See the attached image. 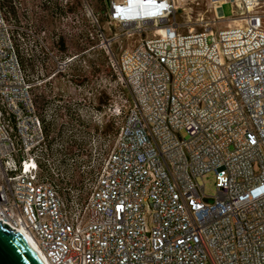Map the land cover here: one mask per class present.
Here are the masks:
<instances>
[{"label": "built area", "instance_id": "1", "mask_svg": "<svg viewBox=\"0 0 264 264\" xmlns=\"http://www.w3.org/2000/svg\"><path fill=\"white\" fill-rule=\"evenodd\" d=\"M103 1L107 22L140 39L115 52L118 37L83 1L93 30L82 42L100 41L131 100L100 109L118 122L113 147L90 191L65 197L52 179L61 159L46 157L56 89L39 111L33 87L67 77L79 56L54 55L44 30L18 39L22 22L0 0L1 224L47 264H264V0ZM184 2L213 11L202 31L180 33ZM227 3L236 18L224 19ZM207 173L213 197L199 184Z\"/></svg>", "mask_w": 264, "mask_h": 264}, {"label": "rangeland", "instance_id": "2", "mask_svg": "<svg viewBox=\"0 0 264 264\" xmlns=\"http://www.w3.org/2000/svg\"><path fill=\"white\" fill-rule=\"evenodd\" d=\"M27 10L25 12L18 13V16L22 19V24L20 29L15 33L16 37L19 38V34L25 32L23 28H33L36 31L44 30L46 32V42L48 43V48L54 55L58 56L61 60H65L68 57L74 55L79 56L77 63V70L79 74L84 73L88 70V61L91 62L93 67V81L94 88L97 89L95 94H99L102 91L106 92L109 96V103L118 102L121 98L127 101L131 100L130 92L127 86L122 80L118 78H112L104 67V49L100 47V41L94 39L88 43H83L85 31L87 28L93 30L91 27L90 19L86 16V11H84L83 1L89 3L92 10L94 11L97 18L103 27L106 29V33L109 37L117 36L118 38L114 41L113 49L115 52H119L121 48L132 47L140 37H127L125 35L126 29L121 26H115L107 22V18L104 16L102 6H104L103 0H25ZM74 1H76L75 4ZM34 5V6H33ZM261 14L264 15V5L263 7L257 9ZM213 15L212 10H207L204 2L199 5L190 2H184L179 4L177 10L176 19L178 24H180V33L185 34L189 31L199 32L204 29L203 23L207 21ZM223 15L225 20L236 18L238 14L234 12V9L230 3L223 6ZM78 16V19L76 18ZM225 22H221L218 27L223 28ZM19 33V34H18ZM153 33H149L152 36ZM62 38L66 44L64 46H59L57 41ZM75 41V45H73ZM83 53V51H85ZM21 52L22 49L19 48ZM87 62V64H85ZM50 73L54 72L53 64H50ZM70 69V68H69ZM105 69V70H104ZM68 71V70H67ZM49 73V74H50ZM66 74V73H65ZM65 74H63L65 76ZM66 77V76H65ZM34 82L37 81L34 79ZM54 83L57 85L56 78L49 82H46L42 86H37L39 91L42 87V95L49 100L53 96L47 91L46 85L49 83ZM57 93V90H55ZM48 97V98H47ZM95 97V96H93ZM58 100V98H55ZM61 106L57 104V110L60 112ZM100 107L97 108L98 112L93 114L92 121L89 124L81 125L72 124L69 125L73 127L75 138L80 144L73 153H68L63 145V140H57L54 143V147L64 150L67 154L66 161H61L60 172L69 175L72 189L82 190L83 194H87L94 181L95 177L90 173L91 169L98 170L103 159L107 156L110 149L113 147L114 137L111 136L104 137L101 131L104 129V119L103 124ZM120 120V119H119ZM68 127V126H67ZM72 129V128H71ZM67 133L61 135L64 139ZM56 135V133H52ZM59 139V138H57ZM59 160V158H58ZM54 164L58 165V161L55 160ZM57 182V180H56ZM199 184L204 186V194L209 197L216 195L215 178L213 173H207L202 179H199ZM212 199H209L211 202Z\"/></svg>", "mask_w": 264, "mask_h": 264}, {"label": "trees", "instance_id": "3", "mask_svg": "<svg viewBox=\"0 0 264 264\" xmlns=\"http://www.w3.org/2000/svg\"><path fill=\"white\" fill-rule=\"evenodd\" d=\"M1 3H2V7L6 10V12L9 13L11 16H13V18H15L18 21V23H21L22 19H21V17L18 16V13L25 12L27 10L26 1L25 0H1ZM57 43L60 47L64 46L66 44V42L62 38H60L57 41ZM73 45H75V41H74ZM102 57H104L103 58L104 59V67H106L107 73L112 78H117V76L115 75V73L113 72V70L109 64V59H108V56L106 55L105 51H104V56L102 55ZM88 62L92 66L91 62L90 61H88ZM22 63L30 74H35V68H34V65L32 62L22 60ZM91 68H92V74H93V67H91ZM77 74H78V76L82 75V74H79L78 71H77ZM53 85H54L53 87H55V89L57 90V93L55 92V94H54V98H58V100H62V98H61L62 93L59 91V89H61L60 83L57 82L56 86L53 83ZM48 87H49V84L46 85L47 90H48ZM33 93L35 96V102H36L38 110L43 111L45 105L48 102V99H46L45 96H43L42 93L39 92V89L37 86L33 87ZM101 98L102 97L99 96L100 101H101ZM109 101H110L109 96L107 95L106 92H104V106L110 104ZM59 108H60V112L56 108L57 121L56 122L49 121L46 124V132L48 135L52 136V138L49 140V143H48V153L46 154V157L49 160L51 166L56 167V168L58 165L54 164V161L58 160V158L61 159V161L62 160L66 161L65 160L66 158L62 159V156L66 153L64 152V150L58 149L57 147H54V143L57 140L58 141L63 140V143L65 144V145H63V147L65 148V150L68 151V153H73V151L75 149H77L80 144L77 142L76 139H74L75 134L73 131V127H70L69 125H71L70 124L71 122L73 125L74 124H77V125L82 124V122L80 120H78V119L74 120L73 119L72 108L68 104H64L61 107L59 106ZM67 124H69V125H67ZM102 130L104 133V137L111 136V134H113V137H115V135L118 131V122L115 120V118L108 117V118L104 119V129H102ZM53 132L56 133V135H52ZM63 133H67L69 135L65 134L67 136L64 139H62L61 135ZM101 133H102V131H101ZM57 138H59V139H57ZM96 172H97L96 169L95 170L91 169V171H90V173L94 177H95ZM63 173L64 172L61 173L59 171V173H58L59 175L57 177L53 175L52 179H54L55 181L57 180V183L61 186L62 195H64L65 197H68L71 194V192L69 190H64V188L69 187L72 191H74V190L71 188L72 184H71L69 175H67L66 173L65 174H63Z\"/></svg>", "mask_w": 264, "mask_h": 264}, {"label": "flooded vegetation", "instance_id": "4", "mask_svg": "<svg viewBox=\"0 0 264 264\" xmlns=\"http://www.w3.org/2000/svg\"><path fill=\"white\" fill-rule=\"evenodd\" d=\"M78 59L79 57L76 58L70 66L66 77L67 80L65 78L66 75L64 76L63 74H60L56 77V81L61 85V89H59V91L62 93V100H59V104L61 106L68 104L72 108L73 119H78L87 125L89 124V121H92L93 114L97 112V108L100 107L101 112L103 111L104 92L102 91L99 94H95L97 89L94 88V77L89 62L88 66L86 67L88 70H85L83 75L78 76ZM85 64H87V62H85ZM99 96L102 97L101 101L99 100ZM101 119V123L103 124V115L101 116Z\"/></svg>", "mask_w": 264, "mask_h": 264}, {"label": "water", "instance_id": "5", "mask_svg": "<svg viewBox=\"0 0 264 264\" xmlns=\"http://www.w3.org/2000/svg\"><path fill=\"white\" fill-rule=\"evenodd\" d=\"M0 221V264H44L25 237Z\"/></svg>", "mask_w": 264, "mask_h": 264}, {"label": "bare ground", "instance_id": "6", "mask_svg": "<svg viewBox=\"0 0 264 264\" xmlns=\"http://www.w3.org/2000/svg\"><path fill=\"white\" fill-rule=\"evenodd\" d=\"M19 233H21L24 237H25V239L28 241V244L36 251V253L39 255V257L42 259V261L44 262V264H47L46 262H45V260H44V258L42 257V256H40V254L38 253V251L36 250V248H35V244H34V242L31 240V238L27 235V234H25L23 231H20Z\"/></svg>", "mask_w": 264, "mask_h": 264}]
</instances>
